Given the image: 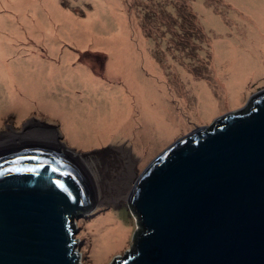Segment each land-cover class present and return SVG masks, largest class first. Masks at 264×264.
I'll return each mask as SVG.
<instances>
[{"label": "rangeland", "instance_id": "374dc122", "mask_svg": "<svg viewBox=\"0 0 264 264\" xmlns=\"http://www.w3.org/2000/svg\"><path fill=\"white\" fill-rule=\"evenodd\" d=\"M57 1L76 20L75 30L68 37L65 34L62 36L57 30L50 33V37L42 39L28 33L24 37L15 38L10 32V44L0 41L5 48L8 45L11 48L6 49V54L1 53L4 58L0 59V135L12 131L20 133L33 129L34 125H53L66 145L79 152H93L85 161L96 162L94 171L104 175V180L106 178L108 181L107 187L114 192L104 199L102 224L82 249L79 260L81 264H114L118 256H125L134 247V235L139 224L127 203V196L138 174L177 138L198 126L211 124L221 114L244 107L251 95L264 87V66L259 68L258 65L257 72L239 89L235 102H227L223 98L224 92L216 89L214 94L221 98L219 105L212 113L206 111L204 117L203 107H196L198 97L193 92L195 85L189 86L187 83L190 76L186 80L181 78L182 75L174 70L173 63L179 61L190 72H194L196 77L217 84L211 42L219 34H223V38L226 35L231 37L236 27L244 33H250L251 20L245 17L248 15L245 9L250 10L255 22L257 13L264 11V0ZM1 10L4 17L14 11L7 7H1ZM93 13L97 15L94 16V24L88 26L89 22L83 21L88 20ZM21 23L20 31L29 32L31 25L23 21ZM122 26L126 27L123 33L125 38L119 40L120 51L113 54L105 44L97 45L91 40L86 44L85 40L77 38L81 30L92 29L93 33L107 36L109 31L116 28L121 30ZM12 27L13 23L2 30H10ZM50 39L53 44L49 43ZM131 44L137 52L144 50V47L148 48L157 63L165 68L168 76L167 98L170 100L168 113L179 120L177 127L169 128L157 112L147 118L136 109L131 118L130 115L121 118L115 128L107 130L105 123H110L112 118L119 119L113 115L111 107L116 104L113 102L122 103L125 96L134 95L129 91V83L124 74H112L108 70L110 65L124 60L123 63L129 66L128 61L131 60L128 59L130 56L134 58L131 51H128ZM140 58L138 71L146 74L145 61ZM244 58L227 56L226 63L234 61V74L245 69ZM86 67L94 74L91 75L92 72ZM131 72L137 81L136 72ZM123 86L124 89H121ZM174 88L178 93L188 89L184 92L188 98L186 104L180 103L177 92L172 91ZM119 94L120 97H115L116 101L111 100V96ZM85 102H88V106ZM120 107L124 110L122 104ZM154 109H158V106ZM69 121L77 123L79 131L81 129L80 135L74 132ZM109 125L113 127L114 124ZM124 152H129L132 166L125 163L126 158L122 156ZM119 185L123 186L121 197L116 195L118 192L115 193L121 188ZM109 214L112 218L107 220L105 216ZM110 222H116L127 233L124 238H120V245L113 243L110 250L100 252L99 232L111 228L114 223Z\"/></svg>", "mask_w": 264, "mask_h": 264}, {"label": "water", "instance_id": "95a60500", "mask_svg": "<svg viewBox=\"0 0 264 264\" xmlns=\"http://www.w3.org/2000/svg\"><path fill=\"white\" fill-rule=\"evenodd\" d=\"M0 151V264H81L102 224V189L61 140ZM139 228L114 264H264V87L182 135L127 196Z\"/></svg>", "mask_w": 264, "mask_h": 264}, {"label": "bare ground", "instance_id": "6f19581e", "mask_svg": "<svg viewBox=\"0 0 264 264\" xmlns=\"http://www.w3.org/2000/svg\"><path fill=\"white\" fill-rule=\"evenodd\" d=\"M0 0V37L3 38V40L0 38L1 42H9L10 40L9 37L12 35L15 38H21L24 37L27 33L35 35L38 39H42L47 37H50V33H54L56 30L58 32H61V35L68 37L71 34V31L75 30L74 24L76 23L75 19H73V15L71 12L68 10H64L59 2L57 0ZM48 3V4H47ZM46 5V6H44ZM1 7H7L12 9L13 13H9L8 17H4V14L1 10ZM42 9V10H40ZM8 10V9H7ZM40 10V11H39ZM246 15L245 17L251 23L249 32L247 34L241 31L242 29L236 27L234 33L232 34L231 37L226 35V37L223 38V34L217 35V37L214 39L213 42H211V49H212V54L214 57L213 60V71L216 77L217 84H214V82H209L206 79H202L199 77L195 76L194 72H190L186 67V65L182 66L179 61L173 63L174 70L177 71L179 74L182 75L181 78L183 77L184 79L187 76H190V81H187L188 85H195L194 93L198 97V103H197V108L203 107V114L204 117L206 116V111H211L209 113H212V111L219 105L220 97L215 95L214 92L215 90L219 89V91L224 92L223 93V98L227 102H235V98L239 89L243 86V84L254 74L257 72V69L261 68L264 66V11L259 12V15L257 13V17L254 19L251 18L250 10L245 9ZM264 10V8L262 9ZM6 11V9H5ZM39 13V14H38ZM71 15L73 17H71ZM97 16L96 14H91L89 16V19L83 22H89L88 26L91 24H94V19ZM75 18V17H74ZM26 22L31 25L29 32L25 31H20L22 30L21 26L22 23ZM73 21V23H72ZM125 21V19L123 20ZM13 23V31L10 30H2L4 27H7ZM39 27V29H38ZM21 28V29H20ZM126 27L122 26L121 30L118 28L112 29L107 33V36L104 35H99L96 33H93L92 29L91 31L84 30L80 31V35L77 36V38L81 39V41L88 42L95 41V44H105L106 48L110 51L111 54L119 52V47L120 45V39L125 38V33ZM114 31V32H113ZM11 32V35H10ZM14 32V34H12ZM91 34V36L89 35ZM9 36H8V35ZM252 34V35H250ZM250 37V38H249ZM124 40V39H123ZM52 43V39H50ZM20 42V40L18 41ZM46 42V39H45ZM48 42V41H47ZM46 42V43H47ZM84 42V43H85ZM127 44H130L127 42ZM227 45V46H226ZM131 48L128 51H131L130 53L134 55V58H131L128 60L130 63H128L129 66H126L125 60L122 62L114 63V65H110L108 70L112 72V74H117V73H122L124 76H126V82L129 83L128 86L130 88L129 91H132L134 94L133 96H128L124 98V101L122 103H116L112 109L113 115L117 116L119 119L117 120L116 118H112V121L109 123H105L107 125V130L115 128L116 124L119 122V120L124 117H127L130 115V118L135 114L132 112H135V110L139 109L138 111L140 113L143 112V115L149 118L153 116V112H157L158 116H161L164 118L165 125H167L169 128L170 127H177L180 122L176 118H173V115L170 116L168 113L169 112V99L167 96L169 95L168 88H167V73L165 68L154 58L153 53L146 47H144V50L141 52H137L136 49L133 47V45H130ZM3 45L0 43V59H3L4 57L1 56V53L4 55L6 54V49H11L10 46L8 45V48H5ZM50 49H52L50 47ZM114 49V51H113ZM17 51V50H15ZM44 51V50H43ZM225 52H228L229 54L226 55ZM19 53V52H18ZM43 54V52H42ZM223 54H225V57H223ZM229 56L230 58L234 56H245L243 60V64L245 63V69H242L239 74H234V68H233V62L231 61L229 63H226V58ZM140 57H142L145 61V65L147 67L146 74H142L138 71V65L140 61ZM252 59L256 61H252ZM113 63V62H112ZM123 63V65L121 64ZM257 64V65H256ZM259 65V66H258ZM8 65V67H10ZM259 68H258V67ZM88 70H90L92 74L94 72L86 67ZM263 69V68H262ZM122 70V71H121ZM136 72V78L131 75V71ZM264 70V69H263ZM129 71V72H128ZM175 74V73H174ZM146 75V76H145ZM86 79L87 76L83 75ZM198 78V79H197ZM200 79V80H199ZM186 80V79H185ZM136 81V83H135ZM124 89V86L121 88ZM170 90V88H169ZM125 92V90H123ZM175 93L177 92L174 89H172ZM188 89L185 91L182 90L181 93H176L178 95L180 103L186 104L187 97L186 93ZM159 93H161L159 95ZM188 94V93H187ZM31 96V95H30ZM115 97H120L119 95L116 96H111V100H115ZM156 102V105H155ZM88 102H85V105H87ZM120 104L124 106V110H122L123 107H120ZM158 106V109H154ZM162 107V110H161ZM121 111H124L125 114L121 113ZM189 113H193L192 111H188ZM168 113V114H167ZM73 115L74 112H72ZM170 116V120L167 119L166 117ZM146 118V119H147ZM173 118V119H172ZM123 121V120H122ZM121 121V122H122ZM70 122V121H69ZM114 124L113 127L112 125L109 124ZM73 128L74 132L78 135H80L79 127L76 122L72 121L69 123ZM33 129H26L25 131H22L20 133L17 132H5L3 136L0 135V151L4 149H9V148H19V147H27L31 145H48L51 147L56 146V138L54 135V132L50 131H45L44 129L33 126ZM101 133V132H100ZM96 135V134H95ZM124 152L122 156H124L125 163L128 164L129 166H132V160L130 159V154L129 152ZM90 166H92L94 169L96 166L93 160H88L86 161ZM98 168V167H97ZM97 179L100 183L102 193H103V198L107 199L108 195L113 193L114 191L110 188L107 187L108 181L104 180L103 174L99 175L94 171ZM104 180V182H103ZM120 186V185H119ZM115 193L116 195L120 196V191L122 190L123 186H120ZM120 199V198H119ZM107 220L111 219V215H106ZM111 224L114 223V225L110 228H107L104 231L99 232V237H100V242L99 243V251L100 252H105L108 251L112 248L113 243H118L119 245V240L121 237H125L126 233L124 229L119 226L116 222H110Z\"/></svg>", "mask_w": 264, "mask_h": 264}]
</instances>
